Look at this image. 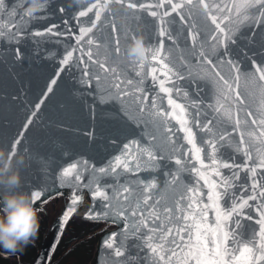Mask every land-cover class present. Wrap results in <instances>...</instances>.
I'll list each match as a JSON object with an SVG mask.
<instances>
[{
	"label": "water",
	"instance_id": "water-1",
	"mask_svg": "<svg viewBox=\"0 0 264 264\" xmlns=\"http://www.w3.org/2000/svg\"><path fill=\"white\" fill-rule=\"evenodd\" d=\"M208 2L210 4L218 3L219 0H208ZM235 2L239 3L240 0H235ZM5 4L6 8L0 10V28L3 30V35H0V146L11 152L13 145H16L18 150L12 154L14 163H16L15 156L23 154V161L16 164L21 176L19 187L30 193L41 192V196L34 200V206L52 195L63 194L68 198L59 216L55 218L50 232L44 238L37 264H46L53 246L56 245L62 232L57 223L58 218L62 216L71 203L73 191L75 190L76 194L82 197L74 206L76 209L74 212L83 211V215L90 209L99 210L100 202L103 199L101 197L95 198L94 206V198L91 196L90 189L78 187L74 189V181L65 182L61 187L60 170L67 164L75 162L78 157H82L89 161V172L85 174L87 180L92 175V164H95L96 167L107 164L110 158L115 157L120 152L128 140L139 138L143 146L149 143L160 145L166 138L162 131L163 125L160 124L159 120L153 119L152 110L150 108L144 112L138 110V105L144 101H138L134 95H127L121 99L115 89L112 72L107 71L97 63L108 53L103 42L108 41L114 35L105 24L101 23L100 28L95 31V35L102 41L98 50L95 45H92L95 58L92 61L88 60L87 40H84V51H81V45L77 42L76 36L80 32V25L85 24L86 26V21L89 17L94 18L95 12H90L85 17H81L80 23L74 14L81 7H87V0H79V2L78 0H60L56 7L58 9L61 6H66L64 14L57 10L54 17L36 18L44 16L45 10L42 9L34 13L33 18H28L27 26L19 23L22 17L26 18L25 0L22 3L20 0H5ZM112 8H120V5L114 3ZM152 10H156L154 5ZM137 11L139 10L128 9L127 12L119 11L116 13V21L121 29L119 43L121 52L119 57L113 54L109 58V65L116 64L122 77L133 80H138L139 76L127 54V46L133 38L131 33L142 35L146 47L149 44L158 46L160 39L158 18L152 17L150 12L145 10L140 13V19L137 20L134 18ZM183 11L187 22L180 19V12L169 13L167 27L173 39L163 38L165 40L164 50L170 52L169 60L171 64L179 68L182 77L179 81L169 82L168 86L175 85L176 88L181 89L180 95L177 96L173 93L174 98L181 103L186 102V98L183 96L184 90L189 92L192 99H199L201 101L199 110L203 113L202 120L208 114H212L210 118L213 120V131L206 133L203 129L196 130L197 140L203 149L206 166L212 158L211 145L207 143L209 136L223 138L222 142L218 139L219 147L215 157L221 161V165L225 160L237 165L251 162L259 163L256 152L260 145L254 137L247 135L256 126L251 123L253 117L247 116V112L251 111L258 117L259 106L262 102L261 84L258 81V73L254 72L255 66L252 64V60L255 59L264 65V24L258 25L253 20L243 25H237V30L232 33V40L227 43V50L232 59L240 65L239 91L246 100V103L240 106V110L237 112L235 97L231 94L225 95L227 89L215 76L214 70L211 66L201 62L200 52L203 50L221 68L235 89V71L226 62L220 64L219 56L224 55L225 44L219 42V36L215 40L212 38V32L216 31L215 25L199 4L191 8L186 6ZM189 11H191V16L188 15ZM216 11L214 9L213 14H216ZM13 12L15 13L14 17ZM225 14H227L226 11ZM252 15H255V10H253ZM65 20L70 22L67 27L64 23ZM8 24L21 27L28 34L17 40L15 32L7 27ZM50 24L57 26L56 32L35 34L38 29L46 28ZM234 25H236L235 16L231 22H225V26L229 30ZM128 28L131 29V32L125 36V29ZM190 29L196 33L195 44H193ZM253 30H255L254 37L252 36ZM57 32H66L70 35H59ZM18 48L23 53L20 56L17 55ZM69 50H73V56L69 64L61 69V60ZM81 57L83 58L81 59ZM158 63V61L152 62V65L158 66ZM86 64L88 65L87 71L91 72L93 76L91 83L81 82V75L85 71ZM57 70L61 71V75L54 85L53 92L38 110L30 127L25 130L23 125L27 123V116L35 109V104L39 102L43 92L47 90V84ZM188 73H192V76H188ZM96 75L101 77L98 86L95 82ZM159 75L160 78H163V73ZM193 77H195V83ZM146 84L150 85L153 90L159 88L158 83L153 84L151 76L148 77ZM151 94L153 93L150 92L149 96ZM163 95L165 96L163 103L167 107L166 97L168 94ZM217 103L223 105L219 112L215 111ZM210 104L211 107H209ZM93 106H95L94 120L91 116ZM188 107L190 112L196 111L190 105ZM229 110H231V118L226 115ZM237 116L241 122L240 129L233 131ZM172 123L176 124L177 122L172 121ZM93 124H95L97 131L95 138L88 135ZM241 131L244 132L248 143L252 146L253 161L244 159L243 150L237 151ZM225 132L228 133L227 137L224 136ZM149 135H155L156 140L149 141ZM180 140H183L182 133ZM183 143L187 144L186 141ZM25 148L27 151L24 150ZM170 151L171 145L164 148L163 155L167 157ZM140 159L142 164L140 172L134 171L125 174L121 170L115 175L106 174L101 177V182L110 186L107 189L109 193L113 192L111 186L119 188L123 184H130L136 191L128 203H135L136 196L140 195L142 188L146 186L140 181L147 182L153 178L157 180L159 185L153 193V198L165 189L170 200L177 198L184 192L181 181H177L174 187L166 186L165 183L168 179L165 173L173 171L174 174V160L165 158L160 161V167H148L147 157L142 156ZM188 163L189 167L197 166L191 158H189ZM220 170L225 177H229L234 171L230 166H221ZM239 173L237 181H230L234 193L233 190H230L226 196L222 197L225 207L231 206L233 194L236 197L241 196L240 188L245 182L251 186V178L248 172L244 168H239ZM182 179L189 181L191 186L195 183L196 178L190 171H186L182 174ZM53 184L56 185L57 192L45 194L47 188ZM2 190L0 188V191ZM247 191L245 190L246 193ZM184 194L188 195L187 193ZM204 199H207L206 195ZM112 203L113 206L117 205L114 195L112 196ZM250 214L254 219L249 220L247 216L239 217L237 215L230 224L231 228L237 229L235 219L241 220L237 235L245 241L252 238L254 230L258 233L256 219L258 213H256L255 207L251 209ZM104 220L114 223L116 228L101 236L92 264H117L113 254L114 250L103 244L105 237L112 232H119L118 237L114 239L121 245H124L125 237H127V256L135 258L132 264H148L147 245L144 244V241L138 236H132L130 232H125L123 222L117 223L111 218ZM144 234L147 235L146 230Z\"/></svg>",
	"mask_w": 264,
	"mask_h": 264
},
{
	"label": "snow or ice",
	"instance_id": "snow-or-ice-1",
	"mask_svg": "<svg viewBox=\"0 0 264 264\" xmlns=\"http://www.w3.org/2000/svg\"><path fill=\"white\" fill-rule=\"evenodd\" d=\"M22 3L23 0H20ZM79 2V0H78ZM60 0H48L47 5L43 8L44 16L36 18L54 17L57 10L59 13L66 12V6H61L57 9ZM120 5V8H112V4ZM197 4L203 7L206 15L210 16L211 22L215 25L216 31L212 32V38L215 40L219 36V42L225 44L224 55L219 56L220 64L225 62L235 71L234 80L236 82L235 89L233 83L225 76L221 68L211 58L209 54L201 50V62L207 66H211L214 74L222 82L227 89L225 95L231 94L235 97L237 105L236 111L239 112L240 106L246 103L244 95L239 91L240 65L234 61L231 54L227 50L228 41L232 40L234 33L237 30V25L255 21L256 24H264V0H240L239 3L232 0H219L218 3H209L208 0H87V7H81L75 12V18L80 23V18L85 17L90 12H95V17L90 18L85 24L80 25V32L76 36L77 42L81 45L83 52V42L87 40L88 60L92 61L95 58L92 45L99 49L102 41L95 35V31L100 28L103 23L114 34L108 41L103 42L104 47L108 49V53L97 61L107 71H111L115 81V89L118 96L123 99L127 95H134L138 101L144 103L138 105V110L144 112L149 108L152 110L153 119L159 120L163 125L162 131L166 138L160 145L156 144H141L139 138H133L124 143L120 152L109 159L107 164L96 167L92 164V175L86 180L85 174L89 172V161L78 157L75 162L67 164L60 170L61 187L65 182H72L73 188H89L91 196L94 198H103L100 202V209L85 212L84 215L91 219H113L115 222H123L125 232H130L132 236L140 237L144 244L147 245L148 264H264V65L258 63L255 59L252 64L255 66L254 72L258 73V81L261 84L262 102L259 106L258 117L251 111L247 112V116L253 117L251 123L256 127L247 133L248 137H254L260 145L257 148L256 155L259 163H244L237 165L233 162L225 160L223 165L221 161L216 159L217 148L223 138H215L209 136L207 143L211 145V156L208 165L206 166L203 149L197 140V129H203L206 133L213 131V120L210 118L212 114H208L201 119L203 113L199 110L201 101L192 99L187 90L183 91V96L186 98L185 103H181L174 98L173 93L180 95L181 89L175 85L168 86L171 81L181 80V72L176 65L171 64L169 60L170 52L165 51L164 37L171 40L173 37L168 30V16L172 12H180V19L187 22L184 15V7H195ZM153 5L156 10H152ZM6 8L5 0H0V10ZM128 9L139 10L135 13V19H140V13L147 10L152 17L158 18L159 23V44L158 46L149 44L145 48L143 56L138 58L130 57V62L135 67L139 79L124 78L119 74L116 64L109 65V58L113 54L119 57L121 49L119 46L121 29L116 21V13L119 11L127 12ZM162 9H166L163 10ZM217 10L213 14V10ZM255 10V15H252ZM26 11V10H25ZM225 11L227 14H225ZM34 13L26 11V18L21 19L20 24L27 26L28 18H33ZM13 17L15 13H12ZM191 16V11L188 12ZM233 16L236 17V25L229 30L225 26V22H231ZM110 17V19H109ZM67 27L70 23L64 21ZM7 27L15 32L17 40L20 37L27 35L23 28L8 24ZM57 26L50 24L46 28H41L36 31V35L49 34L56 32ZM131 29H125L124 35L127 36ZM193 39V44L197 39L196 33L189 30ZM59 35H70L66 32H57ZM87 34V35H86ZM134 37L135 34L131 33ZM0 35H3V30L0 28ZM252 36H255L253 30ZM23 53L18 48L17 55ZM219 55V54H217ZM73 56V50L65 53L61 60L60 67L69 64ZM83 57H81L82 59ZM183 59V57H181ZM158 61L157 65H152V62ZM187 63V61H185ZM152 65V66H148ZM88 65H85V71L82 72L81 82H92V73L87 71ZM160 73H163V78H160ZM61 71L57 70L55 75L47 84V90L43 92L39 102L35 104V109L27 116V123L23 127L27 130L31 122L36 118L37 112L41 109L46 98L54 90V85L57 83ZM192 76V73H188ZM151 76L153 84L158 83V90H153L150 85L146 84L148 77ZM101 77L95 76L96 85H99ZM195 83V77H193ZM124 90H121V89ZM198 90V89H197ZM152 92L151 96L149 93ZM168 94L167 107L163 101ZM188 105L194 112L189 111ZM211 107V104L209 105ZM223 107L217 103L215 111L219 112ZM226 115L231 118V110L226 112ZM93 120L95 119V106L91 111ZM172 121H176L173 124ZM247 122V121H246ZM240 119L237 116L235 119V128L233 131L240 129ZM183 134V140H180V134ZM147 134V133H145ZM89 137L95 138L97 135L95 124L92 125V130L88 133ZM227 137L228 133L225 132ZM155 135H149V141H155ZM186 141L187 144H184ZM114 143L116 141H113ZM19 143V141H17ZM171 145L169 155L165 157L163 150ZM135 146V147H133ZM190 146V147H189ZM252 146L248 143L243 131H241L240 141L237 144V151L243 150L244 159L253 161ZM18 149L14 144L10 154H13ZM27 151V148L24 149ZM67 155V153H64ZM147 157L148 167H160L162 159H170L175 161L174 174L173 171L165 173L166 186H175L177 181H181L184 187L177 198L169 199L167 190L161 191L153 198V193L159 187L155 178L150 181H140L146 186L142 188L141 194L136 196L135 203H128L132 199L136 191L130 184H123L119 188L113 187V192L109 193L107 189L110 187L101 182V177L106 174L115 175L118 171L123 170L125 174L141 171V157ZM189 158L197 164L195 167H189ZM221 166L231 167L234 171L229 177H225L222 173ZM206 168V170H205ZM239 168H244L250 178L251 186L245 182L241 188V196L236 197L233 194V202L230 207H225L222 202V197L226 196L230 190L234 189L230 181H237L239 177ZM259 170V171H258ZM190 171L196 178L195 183L182 179V174ZM99 174V175H97ZM91 181V183H89ZM203 181V183H201ZM206 190V191H205ZM245 190H248L247 193ZM57 187L53 184L47 188L46 193L55 194ZM184 193H187L186 196ZM250 193V194H249ZM33 200L41 196L40 191H34ZM114 195L117 205L113 206L112 196ZM207 197L205 200L204 197ZM82 199L81 195H77L73 191L71 203L58 218V226L62 230L69 216L74 212L75 205ZM152 205V207H149ZM255 207L258 213V233L254 230L250 240H243L238 237L237 231L240 228L241 220L235 219L237 229L230 227L232 220L238 215L239 217L247 216L249 220L254 219L250 214L251 209ZM145 230L147 235H145ZM119 232H112L105 237L103 244L114 250V258L117 264H132L134 257L127 256V237H125L124 245H121L116 239ZM55 246H53L54 248ZM103 250V249H102Z\"/></svg>",
	"mask_w": 264,
	"mask_h": 264
},
{
	"label": "clouds",
	"instance_id": "clouds-1",
	"mask_svg": "<svg viewBox=\"0 0 264 264\" xmlns=\"http://www.w3.org/2000/svg\"><path fill=\"white\" fill-rule=\"evenodd\" d=\"M25 10L41 11L48 0H25ZM146 44L142 35H135L127 46L129 57L144 55ZM23 154L15 156L0 146V248L9 252L33 243L40 229L39 209L34 206L33 194L19 187L21 176L16 164L22 162Z\"/></svg>",
	"mask_w": 264,
	"mask_h": 264
},
{
	"label": "flooded vegetation",
	"instance_id": "flooded-vegetation-1",
	"mask_svg": "<svg viewBox=\"0 0 264 264\" xmlns=\"http://www.w3.org/2000/svg\"><path fill=\"white\" fill-rule=\"evenodd\" d=\"M61 203L62 199L59 197L46 201L42 205V211L39 212L40 229L34 242L15 252L0 248V264H32L39 250L41 239ZM102 226V222L80 217L72 218L49 264H88Z\"/></svg>",
	"mask_w": 264,
	"mask_h": 264
}]
</instances>
